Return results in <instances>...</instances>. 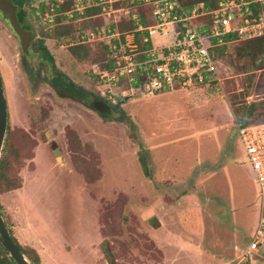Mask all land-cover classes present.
Here are the masks:
<instances>
[{"label": "rangeland", "instance_id": "rangeland-1", "mask_svg": "<svg viewBox=\"0 0 264 264\" xmlns=\"http://www.w3.org/2000/svg\"><path fill=\"white\" fill-rule=\"evenodd\" d=\"M13 6L0 0L9 109L0 209L19 242L41 264H264V253H246L261 189L238 128L264 122V52L254 66L253 40L226 46L220 82L130 98L120 103L125 113L112 107L107 117L49 85L59 69L98 95L84 71L104 51L100 41L82 60L65 39L102 22L45 30L33 21L35 40L55 58L43 70L35 57L24 64L7 20ZM161 36L156 43L174 40Z\"/></svg>", "mask_w": 264, "mask_h": 264}, {"label": "built area", "instance_id": "built-area-1", "mask_svg": "<svg viewBox=\"0 0 264 264\" xmlns=\"http://www.w3.org/2000/svg\"><path fill=\"white\" fill-rule=\"evenodd\" d=\"M24 9L45 30L103 19L101 27L84 28L75 38L66 37L65 43H108L111 58L88 63L84 72L99 85L98 95L110 104L220 82L216 49L264 36V0H220L215 9L204 3L188 8L182 0H33ZM125 20L134 21V27L125 32L114 28ZM159 35H172L174 40L157 46L154 39ZM238 128L261 189L260 224L246 253L261 255L264 122L241 123Z\"/></svg>", "mask_w": 264, "mask_h": 264}, {"label": "trees", "instance_id": "trees-1", "mask_svg": "<svg viewBox=\"0 0 264 264\" xmlns=\"http://www.w3.org/2000/svg\"><path fill=\"white\" fill-rule=\"evenodd\" d=\"M10 1L14 2L15 4H17L19 6V8L21 9V16H20L21 20H24L25 17L28 16V14H29V12L27 10H25L24 8H25V6L29 7L30 3L33 0H10ZM182 1L184 2V4L188 8H191V7H193L196 4L204 3L205 7L208 8V9H215L218 6L219 2H220V0H182ZM32 16H33V13L30 12L29 17H28L30 21L32 20ZM85 20H87V19H85ZM91 20H93L94 22L95 21L102 22L101 25L103 24V19L102 18H96V19H91ZM101 25L96 26L94 29H97L98 27H101ZM134 25H135L134 21H129V24H128L129 28L132 29V27H134ZM252 40H253L252 42H254V45H255L254 47L256 49H254L253 46L251 45V43H249L248 46H247V53L252 57L253 65L255 66L256 65V61L258 59V56L264 52V36L263 37L253 38ZM40 41H41V45L43 47V56L55 68L56 67V63H55V58H54L53 54L50 52V50L46 46L45 41L43 39H41ZM91 45H92L91 42H89L87 44H81V45L78 44L77 46L71 48V52L73 54H75L79 59H82V60L86 59L88 57V54L92 51V49L90 47ZM99 45H100V47H102L104 49V51L97 58L91 59L90 62H92V61H102L103 62V61L109 60L111 58L110 52H109L108 43L107 42H100ZM226 46L218 47L216 49V55L218 56V58H220V55L224 53V50H225ZM255 51H258V52L255 53ZM109 65H111V63ZM262 68H264V67H260V66L258 67V69H262ZM56 71H57V73L59 75L58 78H57V82L60 85H65L66 81L64 79H62L61 76H65L67 79L69 78V76H67L64 72H62L59 69H57ZM96 96L98 98H101L97 94H96ZM111 105H112V107L114 109H121V104H111ZM121 111H122V113H125L124 110L121 109ZM101 114L103 116H107V117L110 116L107 113H101ZM246 124H250V123H246ZM143 154L144 153L140 154V159H141V162L143 163V166H144V168L146 170V173L149 174L148 169H147V167H148L147 160H146V157H144ZM3 168H4V159L0 158V186H1L3 178L5 177ZM7 226H8L9 232L12 235L14 241L21 248V250L24 252V254L29 258V260L33 264H41V257L38 254V252L34 248H30L29 249V248L25 247L24 245H22L19 242V240L17 239V237L15 236V234L13 233L12 228L9 225H7ZM0 264H16V262L13 260V258L4 249V247L1 244V242H0Z\"/></svg>", "mask_w": 264, "mask_h": 264}, {"label": "water", "instance_id": "water-1", "mask_svg": "<svg viewBox=\"0 0 264 264\" xmlns=\"http://www.w3.org/2000/svg\"><path fill=\"white\" fill-rule=\"evenodd\" d=\"M8 24L10 25L13 32L17 35L20 40V45L24 53L29 52L30 44L35 38V33L32 30H26L22 27L17 15V6L11 7L10 12L7 14ZM93 109L98 112L107 114L112 113V105L106 101L98 100L93 104ZM9 119L8 101L5 94L4 82L0 71V156L3 149V143L6 137L7 127ZM61 152L60 149L56 148V155ZM0 242L4 249L13 258L16 264H33L28 257L24 254L21 248L14 241L12 235L9 232L8 226L2 215L0 209Z\"/></svg>", "mask_w": 264, "mask_h": 264}, {"label": "flooded vegetation", "instance_id": "flooded-vegetation-1", "mask_svg": "<svg viewBox=\"0 0 264 264\" xmlns=\"http://www.w3.org/2000/svg\"><path fill=\"white\" fill-rule=\"evenodd\" d=\"M16 6H17V15H18L19 21L22 24V27L25 28L26 30H32L35 33V30L33 28L35 26H34L33 22L30 21L27 16L25 17L24 20H21V17H20L21 16V9L19 8V6L17 4H16ZM35 37H36V34H35ZM40 40H35V38H34L32 40V43L30 44L29 52L24 53L22 51L23 52L22 55L24 56V58H23L24 64H26V66L29 67L30 63L27 61V57H35V59L38 60L37 61L38 66L41 64L43 66V70L52 69L53 68L52 64L47 59H45V57L43 56V47L41 45ZM19 42H20V40H19ZM35 69L36 68L31 69L32 71H30V72L34 73ZM58 76H59L58 73H53L51 78H49L50 79L49 85L54 90V92L61 95L62 97L74 99V100L81 102V103H84V104H89L91 106V108L93 107V104L96 101L104 100L102 98H98L95 93L91 94L88 90H86L85 88H83L79 84L75 83L73 80H71V78L67 79L65 76H61L62 79H64L66 81V83H65V85H60L57 82ZM104 101H106V100H104ZM113 110H114V108H113Z\"/></svg>", "mask_w": 264, "mask_h": 264}, {"label": "crops", "instance_id": "crops-1", "mask_svg": "<svg viewBox=\"0 0 264 264\" xmlns=\"http://www.w3.org/2000/svg\"><path fill=\"white\" fill-rule=\"evenodd\" d=\"M146 17V16H145ZM144 21H146L147 22V19L146 18H144ZM128 24H129V21H123V22H120L119 24H115L114 26H112V28L114 27V28H119V30L121 31V32H125V31H128L129 29H131V28H129V26H128ZM161 38H163V39H167V37L165 36V35H162L161 36ZM156 39V38H155ZM154 39V42H155V45H157V46H160V45H162V44H158V43H156V40Z\"/></svg>", "mask_w": 264, "mask_h": 264}]
</instances>
